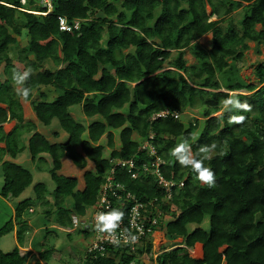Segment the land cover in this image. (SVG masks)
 Listing matches in <instances>:
<instances>
[{"label": "trees", "instance_id": "trees-1", "mask_svg": "<svg viewBox=\"0 0 264 264\" xmlns=\"http://www.w3.org/2000/svg\"><path fill=\"white\" fill-rule=\"evenodd\" d=\"M27 2L36 4L35 0ZM27 7L21 0H0V68L5 65L3 75L8 76L3 80L0 74V104L5 105H0V145L5 144L0 146L4 182L0 203L18 199L33 185L31 171L4 161L26 149L35 163L42 161L43 155L50 156L48 172L55 189L50 193L52 203L47 201L49 192L42 183L34 185L33 198L14 202V216L0 228V237L16 227L18 243L25 246L33 230L29 217L35 214L30 212L35 202L47 206L44 221L54 218L59 227L71 228L72 216L86 215L96 203L111 159L134 158L139 166L150 161L140 147L154 133L157 156L164 161L162 175L175 184L173 197L163 208H175L176 212L172 220L159 219L157 230H165L169 239L183 238L187 248L199 243L204 249L201 260L186 247H179L158 256L157 262L264 264V64L255 68L257 85L239 74L249 44L264 48V0H55L53 12L47 16L39 14L45 12L40 5ZM236 12L241 13L239 20L233 17ZM60 17H66L71 25L78 22L79 29L60 31ZM208 34L212 47L206 49L199 40ZM23 35L30 42L21 61H28L25 68L33 69L24 85L31 88L27 99L11 90L13 72L24 70L14 66L9 47ZM187 53L194 62L187 61ZM46 61L61 67L56 71L44 68ZM43 86L54 87L59 95L53 101H47L44 93V100L32 99L33 90ZM229 96L249 107L216 115ZM20 98L31 101L43 126L57 120L68 135L67 141L51 143L37 131L36 124L26 120ZM74 106L82 107L86 117L102 120L90 125L78 122L70 113ZM195 109L203 115V123L200 119L185 123L172 116L151 120L162 111L182 117ZM233 114L245 119L229 123ZM12 121L16 126L7 134L3 125ZM114 131L119 133L120 148L106 158L104 145L98 143L107 136L113 147ZM23 132H34L27 147L21 140ZM186 138L193 152L216 143L211 159L205 161L214 172L213 186L196 179L190 166L180 165L170 155ZM64 158L80 169L93 164V170L84 173L83 189L78 188V178L59 173ZM119 175L138 199L162 201L165 193L153 175L142 180L130 179L127 172ZM207 217L209 231L200 227ZM190 225L198 227L189 231ZM46 230L44 240L53 232ZM33 246L40 260L48 262L50 249H41L40 242ZM151 249L152 243L141 245L136 253L110 248L108 257L96 264H141L139 256ZM28 258L18 247L8 253L0 249V264H29Z\"/></svg>", "mask_w": 264, "mask_h": 264}, {"label": "rangeland", "instance_id": "rangeland-1", "mask_svg": "<svg viewBox=\"0 0 264 264\" xmlns=\"http://www.w3.org/2000/svg\"><path fill=\"white\" fill-rule=\"evenodd\" d=\"M38 5L36 3L33 6H31V5H26V6H28L27 7L28 9H34L35 7H38ZM29 11H31V10H29ZM208 12H210L209 8H208ZM98 14L100 15L101 12H98ZM233 17L235 18V20H237V19L239 20L241 17V13L236 12ZM20 20H21V15H19V24L22 23V21H20ZM212 20H215V17H212ZM258 28L260 29L261 27L258 26ZM29 42H30V39L27 36L23 35V37H20L18 39V42L16 44L10 45V47H9V55H10V58L13 60L14 66L16 68H18L19 70H22V71L27 69V68H25V65L28 63V61L27 62L21 61V58H23V54H24V53H22V51L24 49H26V47L29 45ZM199 44L201 45V47H204L206 49L211 48V46H212L211 34H208L206 36L201 37L199 40ZM249 45H250V50H248L245 53V66L243 69H241L239 74L241 77L246 79L247 82L257 85L258 83H257V80L255 79L254 71H255V68L259 64H262V63L264 64V48L262 46H260V47L257 46L255 43H250ZM186 59L189 63L194 62V59L190 55V53L186 54ZM43 67L51 69L52 71H56L61 66L57 67L52 62L46 61L44 63ZM4 69H5V65H2V67L0 68V74H1L2 79L6 80V78H8V76L3 75ZM16 89H17L16 84L12 82L11 83V90L14 93H17ZM222 91L228 92L225 89H223ZM41 93L46 94V96H47L46 100L47 101H53L59 95V91L56 90L54 87L43 86L39 90H37V89L33 90V92H32L33 98L32 99H36L37 101L44 100L41 97ZM240 93L245 94L247 92L242 91ZM232 94L233 93L229 92V95H232ZM20 99H21V102L23 105V110H24L26 120L27 121H33L37 126V131L44 134L45 137L51 143H65L67 141L68 135L60 128L57 120H54L52 122L51 126H49V127L43 126L41 123L38 122V120L36 118V114L33 110L31 101H25V100H22V98H20ZM1 106L5 107V105H1ZM70 113L75 120H77L78 122H81L85 125H90L91 123H93L95 121L102 120L98 116L93 117V118L86 117L82 111V107H80V106L72 107L70 110ZM225 113H227V111L224 109V106H222L221 111L218 112V114H216V115H221V114H225ZM180 119L185 123L195 122L196 119H200L201 123L204 122L203 115L197 109L186 112L185 114L182 115V117ZM15 126H16L15 121L8 122V123L3 125L7 134L9 132H11V130H13L15 128ZM200 131H201V129H199L196 132V134L194 136L195 139H197L199 137ZM33 134H34V132L33 133H25V132L22 133L21 140L25 144L26 147L28 146L29 141H30V137ZM56 134H58V136H56ZM133 137L135 138V140L140 141L137 137V134H134ZM143 143L144 142H142V144ZM98 144L104 145V147H105L104 157L109 158L111 151H113L114 149L120 148L119 133L114 131V140H113L114 146L113 147L108 145L107 136H104ZM0 146L4 147L5 144L2 143ZM42 159H43L42 161L37 160L36 163L33 162L28 149H26L23 153L19 154L16 158H12L10 156L5 157V159H4L5 162L9 161V162L21 165L24 168L31 171L33 174V185L30 186L18 199L5 200L8 202L9 205H11L13 207L16 202H20V201H23V200L28 199V198H33L35 195L33 187H34V185H36L38 183H42L46 186V188L49 192V194H47V196H46V199L48 202L52 203L53 197H52V194H50V193H52L53 190L55 189V184L52 181L51 176L48 172V170L52 167V162H51L50 156H47V155H43ZM38 167L41 168V171L39 170ZM93 168H94L93 164L89 163V165L86 169H80L76 165H74L68 158H64L63 164H62V169L60 170L59 173L62 175H65V176L78 178V180H79L78 188L83 189L85 186L84 173L88 169L93 170ZM3 183H4L3 182V166L0 163V186H3ZM5 201L3 203H0V228L11 218V215L13 214V210L11 208H9V206L6 204ZM165 205L168 206L165 203L159 204L156 207L155 211L157 213L161 212L162 217L165 220H172L173 214L175 212V208L173 210H166ZM33 206L34 207H31V209L34 211L33 213H35V214H33L29 217V222L31 223V226H33L32 228H34V230L35 229L38 230L41 228V230H39V233L38 234L36 233V241L35 242H37V243L40 242L41 243V249H43V250L44 249H50L51 257H50L48 262H45V261L40 260V256H39L38 252L37 253H38L39 258L36 255L33 256L32 254H30V255L28 254V257H29L28 263L29 264H80L81 258L84 256L85 250H86L87 246L91 243V241L94 237V234L91 232L88 235H85L81 231H76V232L70 233V236H69V234L66 232V230L59 227L55 223L54 218L51 219L50 221H44L45 216L43 214L44 213L43 211L47 206H45L44 204H41L39 202H35ZM68 206H71V204L68 203ZM163 207H165V208H163ZM89 210H90V208L87 210V213L89 212ZM30 212H32V211H30ZM74 216H77V215H73L72 217H74ZM196 227H198V226L197 225H190L189 231H193ZM200 227L206 231L210 230V219H209V217H207L205 219V221L203 222V224ZM46 229L53 231V232H51V234L47 236L46 240H44L43 237L46 235V231H47ZM163 231H165V230H163ZM161 242H162V240L160 237H158L157 239H155V237H153L151 240L152 244L155 243L156 248L159 247ZM15 247H17V244L15 242L14 233H10L8 235L0 237V249L3 252H5V253L11 252L13 249H15ZM156 248H155V250H156ZM150 252L142 253L139 256L140 261L143 258L148 259L149 258L148 255H150L149 254ZM20 254L26 255L27 252L22 250V251H20Z\"/></svg>", "mask_w": 264, "mask_h": 264}, {"label": "built area", "instance_id": "built-area-1", "mask_svg": "<svg viewBox=\"0 0 264 264\" xmlns=\"http://www.w3.org/2000/svg\"><path fill=\"white\" fill-rule=\"evenodd\" d=\"M55 0H35L37 5L44 7L45 12L39 13L47 16L53 12V3ZM22 5H27V0H21ZM25 10V9H23ZM27 11V10H25ZM78 22L71 25L66 17L59 18V28L62 32L72 33L73 30L79 29ZM172 116L176 119L179 118L178 113H173L168 110L155 114L151 120L155 121L161 118ZM155 134L150 133L141 144L140 149L147 151L149 160H145L141 166L137 165L134 158L129 159H111V169L107 174L104 183L101 186L98 199L96 203L90 207V210L84 216H74L76 218L71 228L65 229L67 233L76 231H88L93 233L94 237L91 243L87 246L84 256L81 258L80 264H96L100 258H106L109 254L110 248H122L131 253H136L141 245L151 243V237L156 232L159 226V219L162 218V213L155 211L159 204H167L172 199V187L175 186L170 180L165 179L162 175V165L164 161L161 157L157 156V148L155 144ZM155 158L154 160H152ZM127 172L132 180H142L148 175H153L157 178L158 188L163 190L165 195L162 201L159 202L158 198L151 199H138L135 194L128 190L126 185L120 181V175ZM122 176V175H121ZM112 208H120L125 212L120 225L117 229V236L120 230L128 228L133 234L137 236V240L132 243H124L123 240L116 242V239L105 234H98L94 230L95 217L98 212L110 211ZM135 209V211H133Z\"/></svg>", "mask_w": 264, "mask_h": 264}, {"label": "clouds", "instance_id": "clouds-1", "mask_svg": "<svg viewBox=\"0 0 264 264\" xmlns=\"http://www.w3.org/2000/svg\"><path fill=\"white\" fill-rule=\"evenodd\" d=\"M33 69L29 66L23 72L14 71L12 79L18 86L17 93L23 98L27 99L30 95L31 88L24 86L32 74ZM224 109L229 113H233L236 110H246L249 105L247 102H241L239 98L235 96H229L222 101ZM169 111V110H168ZM176 113V112H174ZM179 114V113H178ZM154 116V115H153ZM152 116V117H153ZM181 117V114H179ZM245 117L243 115H230L228 122L243 121ZM216 147V143L213 142L211 145H202L198 150L193 152L188 139L186 138L179 144H177L170 151V155L174 156L182 166H190L191 169L196 173V179L207 183L210 187L214 185L215 176L213 170L205 166V161L211 159V151ZM135 211V209H133ZM125 216V212L120 208H112L110 211H101L96 214L94 230L98 234H107L116 239V242L123 240L124 243L132 242L137 240V236L129 231L128 228L120 230L119 236H117V229H120L121 221ZM76 218L73 217V222Z\"/></svg>", "mask_w": 264, "mask_h": 264}, {"label": "crops", "instance_id": "crops-1", "mask_svg": "<svg viewBox=\"0 0 264 264\" xmlns=\"http://www.w3.org/2000/svg\"><path fill=\"white\" fill-rule=\"evenodd\" d=\"M212 47V46H211ZM5 130V129H4ZM12 131V130H11ZM6 132V131H5ZM10 133V132H9ZM2 189V186H0V191ZM6 204L9 206V208H11L13 210V214H12V217L14 216V206L12 207L11 205L8 204L7 201H5ZM30 211H33L32 209ZM31 225V223H30ZM33 227V226H31ZM16 227H15V230L12 232L14 233V238H15V242L17 244V247L20 249V251H25L27 252V254H32L33 256H37L38 257V253L37 251L34 249V243L36 241V233L38 234L39 233V230H34V228H32V232H31V238L28 240L27 244L25 246H20V244L18 243V240H17V235H16ZM153 237H155V239H157L158 237L161 238L162 242L161 244L159 245L158 248H156V245L155 243L152 244V250L151 252L149 253L150 255L148 259H145L143 258L141 260V264H159L157 262V258L158 256H160L161 254L165 253V252H168V251H171V250H174L176 248H179V247H186L185 246V243H184V239L182 238H176V239H169L165 233V231L163 230H156V232L154 233ZM39 243V242H38ZM166 247V248H165ZM156 248V250H155ZM226 247H222L221 248V251L224 250ZM189 253L195 258V259H198V260H201L203 259L204 257V249H203V245L202 244H196L194 248H187ZM152 257V258H151ZM39 258V257H38ZM153 260V261H152ZM35 262V261H34ZM33 262V263H34ZM37 262V261H36ZM222 264H227L226 261L224 260L222 262Z\"/></svg>", "mask_w": 264, "mask_h": 264}, {"label": "bare ground", "instance_id": "bare-ground-1", "mask_svg": "<svg viewBox=\"0 0 264 264\" xmlns=\"http://www.w3.org/2000/svg\"><path fill=\"white\" fill-rule=\"evenodd\" d=\"M178 119H180V117H179ZM153 235H154V234H153ZM153 235H152V237H151V240H152V238H153Z\"/></svg>", "mask_w": 264, "mask_h": 264}]
</instances>
